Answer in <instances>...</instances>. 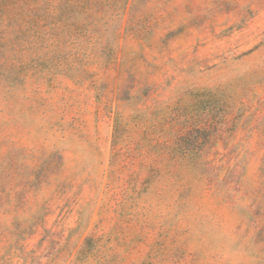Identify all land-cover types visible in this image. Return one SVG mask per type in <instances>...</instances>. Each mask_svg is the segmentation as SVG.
<instances>
[{
    "label": "rangeland",
    "instance_id": "1",
    "mask_svg": "<svg viewBox=\"0 0 264 264\" xmlns=\"http://www.w3.org/2000/svg\"><path fill=\"white\" fill-rule=\"evenodd\" d=\"M0 264H264V0H0Z\"/></svg>",
    "mask_w": 264,
    "mask_h": 264
}]
</instances>
